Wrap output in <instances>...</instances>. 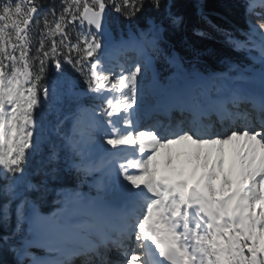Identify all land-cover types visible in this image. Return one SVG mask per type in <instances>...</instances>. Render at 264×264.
<instances>
[{"label":"snow or ice","instance_id":"snow-or-ice-1","mask_svg":"<svg viewBox=\"0 0 264 264\" xmlns=\"http://www.w3.org/2000/svg\"><path fill=\"white\" fill-rule=\"evenodd\" d=\"M235 7L246 63L205 75L179 0H0V264H264V0Z\"/></svg>","mask_w":264,"mask_h":264},{"label":"trees","instance_id":"trees-1","mask_svg":"<svg viewBox=\"0 0 264 264\" xmlns=\"http://www.w3.org/2000/svg\"><path fill=\"white\" fill-rule=\"evenodd\" d=\"M59 3V0H45V3ZM237 0H202L203 11L207 19L198 15L193 7V0H179L182 10L186 14L185 26L176 34L170 37L171 50L175 51L179 57L183 58L184 66L191 68L190 61L198 56L197 67L204 74L215 71H227L225 61L241 63L244 61L243 54L235 52L225 43L224 37L218 29L232 31L235 27H243V10L235 7ZM122 20V18H121ZM209 21L211 23H209ZM122 23H127L122 20ZM196 30L205 32L207 35L200 37L195 35ZM68 72L71 68L65 66ZM158 73L164 80L169 72L163 58H159L157 63ZM71 121L67 122L66 128L70 129ZM83 179V177H81ZM90 179L87 178V181ZM51 187L54 189L79 190L92 194L93 189L88 182L80 183L77 174L73 171L65 173V179L53 182ZM56 194L53 191L47 197V203L41 207V212L46 213L56 207L53 201ZM14 223V217H13ZM0 231V235H2ZM39 252L38 250H36ZM11 264V257H6Z\"/></svg>","mask_w":264,"mask_h":264},{"label":"rangeland","instance_id":"rangeland-1","mask_svg":"<svg viewBox=\"0 0 264 264\" xmlns=\"http://www.w3.org/2000/svg\"><path fill=\"white\" fill-rule=\"evenodd\" d=\"M130 56H133L132 57V59H131V57ZM131 59V60H130ZM134 59H135V57H134V54L133 53H128V55H127V58H126V60H125V62L124 63H127L128 64V60H130V63L129 64H131V63H133L134 62ZM166 62V61H165ZM156 62L154 61V71H155V67H156V64H155ZM167 63V62H166ZM168 68L170 69V74L168 75V77H167V80H166V82L164 83V82H161L160 80H158V79H160L159 78V76H158V74L157 73H155V76H156V79H157V81L159 82V84L161 85V86H167V85H169V83H170V78L171 77H173L174 76V74H175V72H176V70L173 68V67H171L170 65H168ZM152 73H149V81L152 79ZM146 83H147V81H146ZM147 103L149 104H151L152 103V96H151V94H149V96L147 97ZM70 127H71V124H70ZM173 153L175 154V148L173 149ZM94 175H96V176H99V174L98 173H96V174H94ZM89 181H88V185H89V182L91 181V177H89ZM96 194V190L93 188V194L92 195H95ZM25 227H26V225H25Z\"/></svg>","mask_w":264,"mask_h":264},{"label":"bare ground","instance_id":"bare-ground-1","mask_svg":"<svg viewBox=\"0 0 264 264\" xmlns=\"http://www.w3.org/2000/svg\"><path fill=\"white\" fill-rule=\"evenodd\" d=\"M115 52L118 53V51H115ZM115 52H113V56H114L116 59L120 60L121 62H125L127 56L125 57L124 55H122V56H124V58H122V57H118V55H117ZM118 54H121V53H118ZM106 147H108V146H106ZM84 195H85L86 197H95V196L97 195V193H96L95 195H91V196L86 195V194H84ZM53 211H55V209L52 210L51 212H53ZM51 212L46 213V214H44V215H49ZM42 214H43V213H42ZM111 256H112L114 259H116L115 253H112Z\"/></svg>","mask_w":264,"mask_h":264}]
</instances>
